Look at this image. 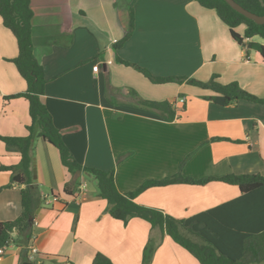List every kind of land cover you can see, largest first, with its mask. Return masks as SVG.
Masks as SVG:
<instances>
[{
	"label": "crops",
	"instance_id": "obj_1",
	"mask_svg": "<svg viewBox=\"0 0 264 264\" xmlns=\"http://www.w3.org/2000/svg\"><path fill=\"white\" fill-rule=\"evenodd\" d=\"M31 7L34 52L47 80L43 102L83 167L114 172L122 194L177 174L196 180L264 176V105L241 100L221 106L205 99L217 95L211 90L187 82L153 84L118 60L155 77L186 76L207 83L218 76L220 84L237 82L251 95L264 98L262 57L247 47V41L239 45L214 10L197 0H32ZM131 10L135 30L115 51L128 32ZM240 27L243 36L245 26ZM18 54L17 40L0 17L1 137L29 134V101L7 98L27 91L12 62ZM108 84L113 88L110 93ZM134 95L170 102L176 118L167 121L142 109ZM33 156L41 208L34 217L30 248L37 252L30 255L32 261L92 264L101 253L113 264H142L150 238L162 237L158 229L139 218L127 224L113 219L90 179L85 174L72 176L59 150L47 141H35ZM20 161V153L8 151L0 140V167H16ZM11 179L12 172H0L2 223L22 214L26 185L11 186ZM67 184L73 195L65 192ZM241 196L238 187L212 181L154 187L135 202L176 219H190ZM20 259V250L10 243L0 264H20ZM152 264L200 263L166 235Z\"/></svg>",
	"mask_w": 264,
	"mask_h": 264
},
{
	"label": "trees",
	"instance_id": "obj_2",
	"mask_svg": "<svg viewBox=\"0 0 264 264\" xmlns=\"http://www.w3.org/2000/svg\"><path fill=\"white\" fill-rule=\"evenodd\" d=\"M245 9L259 16H264V0H235ZM204 8L214 10L230 30L232 38L241 46L256 51L264 62V25L245 18L234 11L225 0H197ZM32 0H0V17L5 28L10 30L17 40L19 54L12 60L19 74L27 83V91L7 97L8 99L26 98L29 101L31 124L26 137H1L8 151H16L21 161L16 167H0V172H12L11 186L26 185L22 190V214L13 222H0V251L10 243L20 250V264H38L30 259V242L33 236V225L30 218L35 217L41 208V196L37 182L33 178V155L35 141L43 139L56 147L63 166L72 176L85 174L94 178L97 183L98 197L106 200V213L113 219L125 224L139 218L151 224L152 229L162 233L160 240L150 238L144 249L142 264H152L156 251L161 246L164 236H169L175 243L186 249L200 264H264V176L262 175H227L221 178L196 180L185 178L181 174L167 177L161 181H147L137 191L122 194L117 189L114 172H104L83 167L75 159L63 141L62 132L55 126L53 118L43 102L45 86V69L34 52ZM245 26L244 35L236 29ZM135 30V19L131 10L130 25L127 34L114 46L119 50L132 36ZM121 64L132 66L141 72L151 83L164 85L168 83L190 85L211 90L217 95L205 97L221 106H229L236 101H248L264 105V98H258L241 88L237 82L228 85L220 84L214 76L204 83L190 78L155 77L148 70L129 62ZM108 92L113 89L110 84ZM135 100L144 110L160 114L165 120L173 121L176 111L170 102L148 101L142 98ZM215 141H222L216 139ZM220 181L240 189L242 196L219 208L201 213L190 219H176L164 215L161 211L139 205L135 202L138 195L154 187H167L176 184L206 185ZM65 187L67 194L73 195ZM92 264H113L105 255L98 253Z\"/></svg>",
	"mask_w": 264,
	"mask_h": 264
},
{
	"label": "water",
	"instance_id": "obj_3",
	"mask_svg": "<svg viewBox=\"0 0 264 264\" xmlns=\"http://www.w3.org/2000/svg\"><path fill=\"white\" fill-rule=\"evenodd\" d=\"M225 2L237 13L244 16L245 18L255 22L257 25H264V16H259L255 13L250 12L249 10L245 9L243 6H241L239 3H237L235 0H225ZM34 179H37V170L36 165H34ZM39 213V210L36 214ZM35 218H30V222L34 223Z\"/></svg>",
	"mask_w": 264,
	"mask_h": 264
},
{
	"label": "built area",
	"instance_id": "obj_4",
	"mask_svg": "<svg viewBox=\"0 0 264 264\" xmlns=\"http://www.w3.org/2000/svg\"><path fill=\"white\" fill-rule=\"evenodd\" d=\"M98 70H99V65L94 66V71L98 72ZM181 103H185V99L184 98H181ZM83 190H86V186L85 185L81 186V188H80V193L81 194H82ZM36 252H37V250L35 248H30V255L35 254ZM2 253H3V250L0 251V259H1Z\"/></svg>",
	"mask_w": 264,
	"mask_h": 264
},
{
	"label": "rangeland",
	"instance_id": "obj_5",
	"mask_svg": "<svg viewBox=\"0 0 264 264\" xmlns=\"http://www.w3.org/2000/svg\"><path fill=\"white\" fill-rule=\"evenodd\" d=\"M241 27H239L236 31L238 32V33H242L243 31L240 29ZM240 29V32L238 31ZM92 59H94V58H92ZM40 61V60H39ZM181 78H187L186 76L185 77H181ZM168 84H171V83H168ZM168 84H166V85H168ZM86 178H88V180L90 179V181H89V183L92 185V186H94V187H96L97 188V183L95 182V180H94V178H91V177H89V176H87L86 175Z\"/></svg>",
	"mask_w": 264,
	"mask_h": 264
},
{
	"label": "clouds",
	"instance_id": "obj_6",
	"mask_svg": "<svg viewBox=\"0 0 264 264\" xmlns=\"http://www.w3.org/2000/svg\"><path fill=\"white\" fill-rule=\"evenodd\" d=\"M30 254V253H29Z\"/></svg>",
	"mask_w": 264,
	"mask_h": 264
}]
</instances>
